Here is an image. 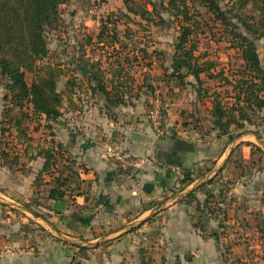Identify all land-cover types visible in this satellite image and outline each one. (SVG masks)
I'll return each mask as SVG.
<instances>
[{"label": "crops", "instance_id": "crops-1", "mask_svg": "<svg viewBox=\"0 0 264 264\" xmlns=\"http://www.w3.org/2000/svg\"><path fill=\"white\" fill-rule=\"evenodd\" d=\"M137 23L145 27L137 41L120 36L137 48L112 52L98 40L101 24L94 21L88 133L62 117L34 116L25 123L30 141L14 128L2 138L8 101L0 100L1 149L8 142L10 153V162L0 156V264H264V110L254 125L221 135L210 102L203 101L206 131L187 124L172 102L164 113L169 133L157 135L148 120L149 90L172 83L183 89L196 80L188 76L180 86L171 79L173 52L158 58L156 25ZM97 70L107 89L121 87L123 103L108 104L90 82ZM50 148L64 154L61 163L70 158L84 168L63 199L50 197L53 177L44 171ZM111 150L146 163L127 169ZM191 193L196 201L189 202Z\"/></svg>", "mask_w": 264, "mask_h": 264}, {"label": "trees", "instance_id": "trees-1", "mask_svg": "<svg viewBox=\"0 0 264 264\" xmlns=\"http://www.w3.org/2000/svg\"><path fill=\"white\" fill-rule=\"evenodd\" d=\"M67 1L0 0V80L9 93V97L8 95L5 97L9 105H6L4 110L7 120L2 123L3 126L8 127L2 128V138L7 132L11 135L14 128L18 131L17 137L28 142L31 138L27 133L26 121L34 116H44L50 121H56L62 117L60 105L63 102V96L56 91L59 71L47 65L37 72L36 79L31 85H28L25 80V71L33 72L36 62L47 56L44 32L47 28L58 25V7ZM100 1L105 2V0ZM195 1L214 16L216 23L223 26L230 38L231 48L235 49L239 55L242 63L240 67H229L227 70L222 67L217 73H211L219 64L208 58L201 61L203 57L197 56V37L200 28L194 19L200 16V12L193 7L191 0H166L161 7L163 11L155 6L152 0H136L141 3L137 6L131 4L132 1H127L125 4L129 11L139 14L138 16L147 22L151 20L150 11L146 8L144 10L142 4H152L153 11L159 19L154 22L156 26L166 22L162 17L164 12L177 20L179 35L171 56L174 72L168 76L175 79L180 86L186 84L185 80L188 76L195 78L197 83L193 86L194 88L197 86L196 90L202 102L207 97L212 98L210 101L212 124L221 135L229 134L233 128L245 130L246 125H254V116L264 110V66L257 45L250 37V35L258 38L264 36V0H237L226 9L223 8L221 0ZM249 5L250 14L247 13ZM113 22L112 19H108L107 22L101 23L98 36V40L111 39L112 46L120 42V35L117 32H110L112 35H109V26L116 24V21ZM91 42L89 38L88 44ZM156 55L161 59L166 58L165 52L159 49L156 50ZM165 70L168 71V68ZM202 74H205L208 79L218 80L213 94L209 95V88H203ZM103 77L101 71L97 70L92 74L90 82L97 84L96 88L105 96L108 104L123 103L125 97L121 87L113 85L111 90L107 89L103 85ZM85 79L88 81L87 77ZM71 87L74 88V84ZM149 91L151 94L155 93L153 89ZM8 146L7 142L6 147ZM6 147L1 149L0 143V156L10 162V153ZM59 153L53 148L46 150L44 166V171H50L53 177L54 185L50 190V197L57 200L63 199L66 189L73 182L79 181L80 173L77 169H84L81 164L78 165L70 158H65L66 163H61L64 160V154L61 151ZM190 180L191 177L188 175L183 182ZM188 200L196 201L193 193L189 195ZM204 205H208V202ZM197 206L199 211V202Z\"/></svg>", "mask_w": 264, "mask_h": 264}, {"label": "rangeland", "instance_id": "rangeland-1", "mask_svg": "<svg viewBox=\"0 0 264 264\" xmlns=\"http://www.w3.org/2000/svg\"><path fill=\"white\" fill-rule=\"evenodd\" d=\"M127 1H132L131 4L134 6L141 4L140 2H136V0H105V2H101L100 0H68L66 3L59 5L58 25L54 28H47L44 32L48 49L47 56L36 62V68L33 72L25 71V80L28 85H31L34 79H36L37 72L47 65L59 71L60 76L57 78L56 91L62 93L63 96V102L60 105L62 119L69 127H74L75 131H78L81 135L88 133V129L83 126V123L88 122V81L85 79V77L88 78V75H82L79 67L82 66L83 62H87L88 64V38L99 31H96L97 28L95 29L92 27L94 21H98L101 24L107 22L108 19H112L114 22L116 21V24L115 26L114 24L109 26V35H112L110 32H117L120 36L127 35L136 41L138 33L140 31L143 33L142 30L145 29L142 23L138 25L137 20L143 19L138 16L139 14L136 15L134 11H129V8L125 4ZM165 1L166 0H152V3L162 10V4ZM191 1L193 7L200 12V16L194 19L198 22L200 28L198 29L199 36L197 37V56L203 57L201 61L208 58L219 64V66L214 69L215 72L213 70L211 73H217L222 67L226 70L229 67H240L242 63L239 59V55L235 49L231 48L229 42L230 38L223 26L218 22L216 23L214 21V16H212L206 8L200 6L198 1ZM236 2L237 0H221V4L225 9ZM99 5H102V7L106 9V12L99 18L96 16H89L90 8L99 7ZM153 7L152 4H142L144 10L146 8L148 9L147 11H150L149 17H151V20L149 22L154 24V22L159 21V19L153 11ZM247 9L249 11L247 13L250 14V5ZM162 17L166 22L156 26V47L165 51L168 55H171V52H174V46L179 35V26L177 20L169 13H162ZM143 21L148 25L149 22L146 20ZM98 29L101 30V26ZM250 37H252L257 45L264 66V36L258 38L257 36L250 35ZM122 41L123 39L120 38V42L116 43L117 46H112L111 39L107 38L105 41V44L108 46L107 51L127 52L128 50L132 51L137 48L136 43L133 41L128 44ZM168 62L170 63V61ZM1 81L2 80H0V100L7 95L9 97V93L4 89L3 82ZM203 81V88H209V95L213 94L214 89L217 87L216 84L218 80L204 78ZM70 84L71 86L74 84V88H72ZM59 85L61 86L58 89ZM192 87L188 86L183 89L181 87L174 88L172 83L169 87L165 85L160 86L156 89V93L162 101L164 113L167 112L173 102L174 112L177 115L182 112L183 120L187 124H192L194 128L202 127L205 131L209 130L211 128V121L208 123V117L204 119V117L207 116L204 105L207 106L206 103L210 102L212 98L207 97L205 99L207 100L206 103L202 102L199 104L201 98L198 96L196 90L197 86L196 88H194V86ZM154 94H152L150 102ZM6 105L9 104L6 102ZM25 110H27V108ZM202 113L204 114L202 115ZM200 119H202L203 122L200 121ZM36 122L37 121H35L34 124Z\"/></svg>", "mask_w": 264, "mask_h": 264}, {"label": "built area", "instance_id": "built-area-1", "mask_svg": "<svg viewBox=\"0 0 264 264\" xmlns=\"http://www.w3.org/2000/svg\"><path fill=\"white\" fill-rule=\"evenodd\" d=\"M105 12L106 9L102 7V5H99V7L90 8L89 16H96L99 18ZM162 108V101L159 95L155 92L152 101L149 103L148 120L156 134L159 136H164L166 133H169V128L165 122ZM110 155L115 158V160L122 163L127 169L137 170L143 167L146 163L144 158H135L119 151L111 150ZM8 248H6V250H8Z\"/></svg>", "mask_w": 264, "mask_h": 264}, {"label": "water", "instance_id": "water-1", "mask_svg": "<svg viewBox=\"0 0 264 264\" xmlns=\"http://www.w3.org/2000/svg\"><path fill=\"white\" fill-rule=\"evenodd\" d=\"M79 68H80V70H81L82 75H84V76H85V75H88V74H90V73L92 72V69L88 66L87 62H83L82 66H80ZM62 83H63V82H62ZM62 83H61V84H62ZM60 86H61V85L58 86V89L60 88ZM171 133H172L173 136H174V134H175V130L172 129Z\"/></svg>", "mask_w": 264, "mask_h": 264}]
</instances>
